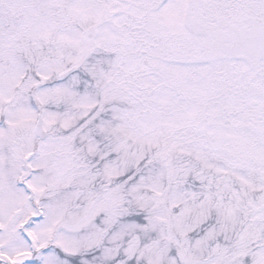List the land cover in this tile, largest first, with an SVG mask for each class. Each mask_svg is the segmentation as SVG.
Segmentation results:
<instances>
[{"label":"snow or ice","instance_id":"1","mask_svg":"<svg viewBox=\"0 0 264 264\" xmlns=\"http://www.w3.org/2000/svg\"><path fill=\"white\" fill-rule=\"evenodd\" d=\"M0 264H264V0H0Z\"/></svg>","mask_w":264,"mask_h":264}]
</instances>
